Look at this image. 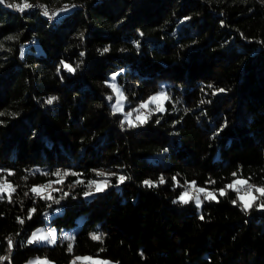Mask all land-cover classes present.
I'll return each mask as SVG.
<instances>
[{
	"label": "trees",
	"instance_id": "16d2710c",
	"mask_svg": "<svg viewBox=\"0 0 264 264\" xmlns=\"http://www.w3.org/2000/svg\"><path fill=\"white\" fill-rule=\"evenodd\" d=\"M28 2L34 7L23 12L7 7L22 0L0 4V169L15 173L7 178L16 186L13 202L0 200V254L9 257L1 264H24L33 255L68 264L84 253L116 264H264L259 201L243 211L230 189L199 207L177 201L186 182L218 190L234 172L264 184V2ZM41 5L74 7L50 17ZM62 60L80 66L57 72ZM113 73L126 107L163 90L171 97L165 111L121 128L123 113L111 108ZM208 84L226 91L212 95ZM57 169L85 183L70 187L77 179L70 175L55 185L59 203L24 195L55 180L42 173ZM94 169L129 179L117 184L108 177L103 192L84 196L87 181L102 179ZM146 179L156 186H145ZM50 211L57 227L78 223L72 252L60 231L54 244L27 243ZM92 233H102L103 241Z\"/></svg>",
	"mask_w": 264,
	"mask_h": 264
},
{
	"label": "snow or ice",
	"instance_id": "6c2138e0",
	"mask_svg": "<svg viewBox=\"0 0 264 264\" xmlns=\"http://www.w3.org/2000/svg\"><path fill=\"white\" fill-rule=\"evenodd\" d=\"M264 2V0H262ZM6 0H0V4H5ZM8 8H15L21 12H23L25 9H29L34 7L31 3L28 2V0H22V3H9L7 4ZM43 9V15L45 16H50V17H55L59 12H66L69 7H74V5H65L64 7L58 9L57 11L49 13V10L44 7L40 6ZM185 19H188L185 17ZM223 23V22H222ZM141 35H143L141 33ZM7 40H13L16 39L15 36H8L5 37ZM134 44L138 46L137 41H133ZM3 47V44L0 43V48ZM109 51L108 48H104L103 52ZM84 53H81V56H83ZM79 64H77L75 67H73L71 64L61 61L60 66L57 68V72L60 71L61 67L68 71V72H75L77 68H79ZM118 74L113 73L112 74V80L115 81V78ZM108 83V82H106ZM113 93L115 94L116 97V102L111 105L112 108V113L115 115L116 113H121L124 111V102L127 100V97L124 95L123 91L119 88V86L116 83H111L108 85ZM207 87L209 89H212V95H216L217 93H222L225 92L226 90L223 88L216 89L213 87V85L208 84ZM203 91V89H202ZM56 99V97H50L47 99L46 103L52 104L53 101ZM108 99H112V97H108ZM171 97L168 95L166 91H160L152 96H150L147 100L142 101L137 108L133 109L130 112H127L124 114V119L120 121L121 128H124L126 125L128 127H137L139 125H143L148 122L149 117L153 113H163L165 111L164 108V102L167 100H170ZM204 101H201L203 103ZM150 105H154V107H150ZM187 111V109H185ZM138 113L135 115V118L133 119V114ZM0 115H3V113H0ZM12 115H15L14 113ZM159 122V121H157ZM225 127V125H221V129ZM220 129L217 130L219 132ZM215 135V133H214ZM164 151H167V149H164ZM96 174V176L101 177L102 179H94V180H89L87 181V184L85 185L88 188V191L84 192V196H90L95 193L103 192L106 188L109 187L110 181L108 177H116V182L117 184L123 183L126 179H129V177L119 175L116 172H105L102 170H93ZM0 173H5L6 175H0V200L7 199L9 203L13 202L12 200V195L16 191V186L13 185L9 179L7 178L8 176H12L15 173L12 172L11 170H5V169H0ZM35 174V173H33ZM43 175H51L56 177L55 180H49L46 184L43 185H33L28 192H25L24 195L28 196L29 193L33 194L34 196L46 200V201H51L52 203H59L58 200L54 198L52 193L54 192H59L61 191L60 188L55 187V185H61L64 183V180L67 176H76L77 179L74 181L73 185H70V187L75 186L77 184H84L85 181L79 178V174L70 172L68 170H60L57 169L53 173H48V172H43ZM233 177H237V173H232ZM24 179H27V177H24ZM175 183H178L176 180V177L172 178ZM159 184L165 183L164 178L161 176L159 181ZM209 184H214L215 181L209 180ZM143 184L147 187H155L156 182H153L151 180H144ZM233 190L237 193V200H233V204H237L239 201V204L241 206V209L243 211H247L249 208L253 207L254 203L256 201H260L264 199V186H257L249 183L247 179L243 178H235L232 180L231 183L225 185L224 188L218 189V190H213L209 191L207 188H202L198 187L196 185L195 181L192 182H186L185 190L181 192V194L177 197V201L180 203H188L190 200H194L197 207H199L202 203V198L203 200H216L217 199V192L219 196L223 197L227 194L228 190ZM243 189V191H241ZM68 193H64V196H67ZM256 206L260 208H264V202H261L257 204ZM36 209L31 208L28 209V219L32 218L33 213H35ZM200 219H204L203 216L200 217ZM17 221L21 224L24 223V219L21 217H17ZM64 239L68 240V246L67 250L69 252H72L73 250V241L74 237L69 235L65 236ZM91 239L97 240V241H103V234H97V233H92L91 234ZM40 241H46L47 243L54 244L56 242V235H55V230H51L48 232L45 231H36L33 232L32 235L29 237L27 243L32 244V243H37ZM7 245H8V252L11 253L13 246H14V241L13 238L10 236L7 238ZM8 256H2L0 257V261H6L8 260ZM77 260H88L91 261V264H109L107 261H99V260H93L91 257H76L73 261L72 264H76ZM29 264H50V262L44 258H36L33 261H29Z\"/></svg>",
	"mask_w": 264,
	"mask_h": 264
},
{
	"label": "rangeland",
	"instance_id": "374dc122",
	"mask_svg": "<svg viewBox=\"0 0 264 264\" xmlns=\"http://www.w3.org/2000/svg\"><path fill=\"white\" fill-rule=\"evenodd\" d=\"M109 82H110V84L111 83H116L118 86H119V88L121 89V86L116 82V81H113L112 80V77L109 79ZM160 91H163V90H157V91H155L154 93H152V94H150L146 99H144L143 101H145V100H147L150 96H152V95H154V94H156V93H158V92H160ZM116 102V97H115V99H114V101H113V104ZM133 109L131 108V107H126L125 106V102H124V111L122 112L123 113V118H124V114L125 113H127V112H130V111H132ZM138 113H134L133 114V119L135 118V115H137ZM238 178H243V179H246L245 177H243V176H237ZM237 177H234L233 179H235V178H237ZM232 179V180H233ZM232 180H231V182H232ZM230 182V183H231ZM249 183H251V182H249ZM251 184H253V183H251ZM43 185V184H42ZM255 185H257V186H264V184L263 185H261V184H255ZM185 186H186V183L184 184V187H183V189H182V191L181 192H183L184 190H185ZM198 187H202V188H207L209 191H213L212 189H210L209 187H205V186H203V185H197ZM221 188H224V187H220V189ZM241 191H243V189L241 190ZM181 192H180V194H181ZM179 194V195H180ZM237 194V193H236ZM203 199V198H202ZM194 201V200H193ZM195 202V201H194ZM261 202H264V199H262V200H260L259 201V203H261ZM58 209L56 208V209H54V211H57ZM54 211H50V212H47V217H46V221H44L43 223H41V224H39V225H37V226H35L32 230H31V232H30V234H29V237L32 235V233L33 232H36V231H38V230H40V231H45V232H48V231H51V230H55V235H57V232L58 231H60V232H62L63 234H68V235H71L72 234V232L74 231V229H75V227H77L78 226V223L77 222H74V223H72V224H70L69 226H65V225H62V226H60V227H57L56 225H54V224H51L50 222H49V216L51 215V214H53V212ZM47 225V227H45ZM29 237H28V239H29ZM39 243H47L46 241H40ZM50 244V243H49ZM2 256H5V255H2V254H0V257H2ZM76 257H91L93 260H99V261H107V262H109V264H116V261H114V260H112V259H110V258H105V257H101V256H98V255H95V254H89V253H84V254H78ZM76 257H74V258H72L70 261H69V263L68 264H72V261L76 258ZM36 258H41V259H44V258H46V257H44V256H39V255H33V256H30L26 261H25V263L24 264H29V261H33V260H35ZM47 259V258H46ZM49 262H50V264H53V262L51 261V260H49V259H47ZM1 262L2 261H0V264H1ZM76 264H91V261H88V260H77L76 261Z\"/></svg>",
	"mask_w": 264,
	"mask_h": 264
},
{
	"label": "built area",
	"instance_id": "2783aa9c",
	"mask_svg": "<svg viewBox=\"0 0 264 264\" xmlns=\"http://www.w3.org/2000/svg\"><path fill=\"white\" fill-rule=\"evenodd\" d=\"M50 12H53V11H55V10H49Z\"/></svg>",
	"mask_w": 264,
	"mask_h": 264
},
{
	"label": "bare ground",
	"instance_id": "6f19581e",
	"mask_svg": "<svg viewBox=\"0 0 264 264\" xmlns=\"http://www.w3.org/2000/svg\"><path fill=\"white\" fill-rule=\"evenodd\" d=\"M50 12V11H49Z\"/></svg>",
	"mask_w": 264,
	"mask_h": 264
}]
</instances>
